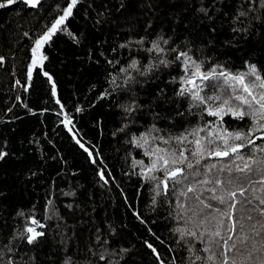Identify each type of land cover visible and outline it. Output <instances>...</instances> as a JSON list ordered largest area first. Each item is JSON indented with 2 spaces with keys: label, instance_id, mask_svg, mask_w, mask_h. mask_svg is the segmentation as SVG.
I'll return each mask as SVG.
<instances>
[{
  "label": "trees",
  "instance_id": "trees-1",
  "mask_svg": "<svg viewBox=\"0 0 264 264\" xmlns=\"http://www.w3.org/2000/svg\"><path fill=\"white\" fill-rule=\"evenodd\" d=\"M70 2L0 0V264H261L264 132L254 145L231 141L247 145L243 159L176 165L182 174L166 190L148 178L146 153L183 150L194 161L195 140L222 149L221 130L252 126L180 95L192 69L177 57L202 72L255 65L264 75V0H77L34 52ZM153 42L163 51H149ZM246 162L251 171H238ZM29 228L42 233L32 243Z\"/></svg>",
  "mask_w": 264,
  "mask_h": 264
},
{
  "label": "snow or ice",
  "instance_id": "snow-or-ice-1",
  "mask_svg": "<svg viewBox=\"0 0 264 264\" xmlns=\"http://www.w3.org/2000/svg\"><path fill=\"white\" fill-rule=\"evenodd\" d=\"M14 2L15 0H7L8 4H12ZM25 2L31 3V5L34 7L39 3V0H25ZM76 3L77 0H71L69 6L64 10V15L54 22L48 33L36 41V48L33 50L34 52L37 51L43 43H46L50 39L51 35L54 34L59 26L63 23V20L71 14L72 8ZM5 6V4L0 3V8ZM140 42L142 43V41ZM164 43L166 44L167 41L165 40ZM153 49L157 51H163V49H161L159 46V42H153V48L149 49V51H152ZM173 51H175V49H173ZM180 56H184L186 61H190V63H185L184 65L185 72L187 73L190 68L192 69L191 74L188 75L186 79L182 78V83L185 85H191V87H182L179 92L180 95L187 93L190 95L193 101L198 102V105L202 104L206 106L209 116H215L220 121L223 120V116L225 114H231L239 119H243L245 116H248L253 121V124L247 132H244L243 130L236 132H227L226 130H221L224 134L220 135L218 133V135L223 143L222 149H220L219 145H217L216 150H209L207 145L201 143V139L195 140L193 142L195 144V148L191 151V156L195 158L194 161H189L188 157L184 155L183 150L179 151L178 154L175 151L169 153L167 150L163 149H153L150 153H146L147 155L155 157L147 169L148 172L153 173V175L149 176L148 178L150 180L157 181L158 188L160 184H163L165 190L168 188V179L178 182L176 181V177L182 174V169L176 165L186 164L187 168L192 169L195 165L200 163L199 157L205 154L215 155L222 158L231 154L234 158L239 156L240 159H243L244 157L240 155L241 150L247 145L244 143H232L231 141H247L248 145H254L255 140L252 139V135L257 131L264 132V123H261L264 121V75L257 71L255 65H250L248 71L239 73H229L227 71L217 72L216 69H210L209 71L202 72L200 65L195 61H191V57H188L187 53H178L177 58ZM160 62L166 63L165 61ZM35 64L36 61L33 62V66H35ZM132 66L135 67V61L133 62ZM249 77H253L254 79H249ZM221 78H223V85L218 82L209 84L204 83L205 81H219ZM197 81H199V83H197ZM205 87L212 89L213 94H205L202 96L201 93L204 91ZM217 101L220 103L213 106V103ZM232 101H236L237 103L234 105ZM197 131H204V129H198ZM191 134L196 135L197 133L193 132ZM257 138L264 139V137ZM177 139L182 143L183 139H186V137ZM145 142L147 143L146 140ZM163 142L168 143L167 140H164ZM212 143H215V140L208 141V144ZM257 150L264 151V145L258 146ZM2 155L3 154H0V158H2ZM138 163L142 164L143 161H139ZM237 170L242 172L251 171L247 162L242 168L238 166ZM161 171L164 173V177H157L154 174ZM261 171H264V169H261ZM243 179H251V177L241 178L239 182H242ZM235 182H238V179L234 177L228 178L227 180L229 185ZM258 182L264 184V175L261 176V179ZM202 183L207 184L209 181L205 179L202 181ZM174 187L175 184L173 185V188ZM193 191L194 189L192 187L187 188V192ZM238 191L240 195H243L245 189L240 187ZM236 194L237 192L232 190H228L227 192L228 197L233 199L235 198ZM213 198L217 199L220 204L225 203L223 196L216 197L214 194ZM194 199L203 203V200H201L199 195H196ZM261 203H264V200H262ZM232 206L234 205H229V207ZM205 207L212 208L214 205L207 204ZM262 212H264V210H262ZM221 214L223 215V213ZM33 223L38 222L33 221ZM28 231L33 233V236L29 237V243H32L36 236L42 235V233H36L32 228H29ZM213 235L219 236L220 232L217 231L213 233ZM209 243H212V241L210 240ZM153 251L155 252V249H153ZM203 251H210V248L206 247L203 249ZM249 256H251V253H249ZM197 259L214 261V256L209 255L206 258L197 256ZM221 264H228L227 258L221 261ZM233 264H236V262L233 261ZM261 264H264V259L261 260Z\"/></svg>",
  "mask_w": 264,
  "mask_h": 264
},
{
  "label": "rangeland",
  "instance_id": "rangeland-1",
  "mask_svg": "<svg viewBox=\"0 0 264 264\" xmlns=\"http://www.w3.org/2000/svg\"><path fill=\"white\" fill-rule=\"evenodd\" d=\"M22 1H24V2H25V0H22ZM27 4L31 5V3H27Z\"/></svg>",
  "mask_w": 264,
  "mask_h": 264
},
{
  "label": "water",
  "instance_id": "water-1",
  "mask_svg": "<svg viewBox=\"0 0 264 264\" xmlns=\"http://www.w3.org/2000/svg\"><path fill=\"white\" fill-rule=\"evenodd\" d=\"M16 1V0H15ZM31 235H33V233H30Z\"/></svg>",
  "mask_w": 264,
  "mask_h": 264
},
{
  "label": "flooded vegetation",
  "instance_id": "flooded-vegetation-1",
  "mask_svg": "<svg viewBox=\"0 0 264 264\" xmlns=\"http://www.w3.org/2000/svg\"><path fill=\"white\" fill-rule=\"evenodd\" d=\"M16 2V1H15ZM4 4V3H3Z\"/></svg>",
  "mask_w": 264,
  "mask_h": 264
}]
</instances>
